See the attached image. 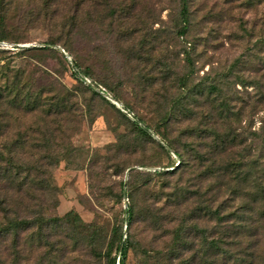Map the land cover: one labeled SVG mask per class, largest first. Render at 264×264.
<instances>
[{"label": "rangeland", "instance_id": "374dc122", "mask_svg": "<svg viewBox=\"0 0 264 264\" xmlns=\"http://www.w3.org/2000/svg\"><path fill=\"white\" fill-rule=\"evenodd\" d=\"M186 13L183 0H0V264H106L129 203L126 264H185L179 229L216 225L198 207L241 210L219 172L264 166V0ZM73 59L165 141L74 78Z\"/></svg>", "mask_w": 264, "mask_h": 264}, {"label": "trees", "instance_id": "16d2710c", "mask_svg": "<svg viewBox=\"0 0 264 264\" xmlns=\"http://www.w3.org/2000/svg\"><path fill=\"white\" fill-rule=\"evenodd\" d=\"M187 1L188 0H183L184 21H187ZM46 2L59 5L61 0H46ZM57 10L58 9H55L53 11L54 14L57 13ZM3 41L4 38H0V44ZM15 47L18 46L15 44ZM64 53L68 57L71 56L67 49H64ZM71 74L74 78L90 87L95 94H98L121 110L123 115L132 120L139 133L147 135L150 138H152L153 135H158L163 142L165 141V138L160 135L159 131L146 125L128 106L122 103V109L116 103L112 102V100L107 97L109 92L102 86L96 85L90 78L91 75L89 71L82 70L75 59L71 60ZM109 95L111 98L115 99L114 96H111V94ZM115 101L117 102L116 99ZM130 113L132 116L129 115ZM224 141L225 140H223V142ZM161 147L166 152L173 150V146L167 142L166 144H161ZM225 148L224 146V149ZM177 156L180 155L178 154ZM260 160L261 159L248 162L244 160L236 162L232 167H230V165L226 166L219 172V176L221 177L229 176L228 179L221 182V185L224 187L226 186L234 198L237 196L242 198L240 204L241 210L235 209L231 212H225V208H223L222 205L217 208H212L208 205L198 207L196 211L202 212V214H199L198 219L206 217L207 221H215L216 225L214 224L212 229H209L207 227H200L197 223H192L179 229L177 234L178 243H182L184 249L190 253L189 257L183 260L185 264H264V166L261 164ZM174 170H177V168L173 170L145 172L143 174L145 176L143 185L149 184L154 175L162 176L172 173ZM131 177L132 174L130 173L127 175L126 181L128 182L126 183L124 181L123 183L127 185V188L130 186L129 180ZM125 193L126 198L130 199L128 192ZM125 214L127 229L124 230L123 223H118L113 226L111 237L104 253L106 264H126L127 254L131 246L128 227L134 215L133 207L130 203L125 209ZM65 216L68 217L76 227L91 226L87 224L75 210L69 211ZM194 216L195 214L190 215V217ZM26 223L27 221H11V224L14 225ZM114 249H116L117 252L115 256L113 255Z\"/></svg>", "mask_w": 264, "mask_h": 264}, {"label": "built area", "instance_id": "2783aa9c", "mask_svg": "<svg viewBox=\"0 0 264 264\" xmlns=\"http://www.w3.org/2000/svg\"><path fill=\"white\" fill-rule=\"evenodd\" d=\"M109 99H111L112 100V102H114V103H116L119 107H123L121 104H119V103H117L115 100H113L111 97H109ZM123 109V108H122ZM130 116H132V114L130 113L129 114Z\"/></svg>", "mask_w": 264, "mask_h": 264}, {"label": "water", "instance_id": "95a60500", "mask_svg": "<svg viewBox=\"0 0 264 264\" xmlns=\"http://www.w3.org/2000/svg\"><path fill=\"white\" fill-rule=\"evenodd\" d=\"M126 179H127V176H126ZM126 179H125V182H126Z\"/></svg>", "mask_w": 264, "mask_h": 264}]
</instances>
